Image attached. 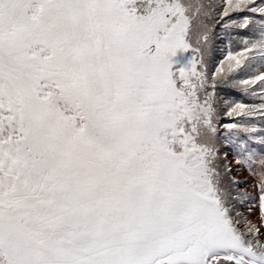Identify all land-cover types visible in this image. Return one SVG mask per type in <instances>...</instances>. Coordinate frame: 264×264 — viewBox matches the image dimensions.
<instances>
[{
  "label": "snow or ice",
  "instance_id": "6c2138e0",
  "mask_svg": "<svg viewBox=\"0 0 264 264\" xmlns=\"http://www.w3.org/2000/svg\"><path fill=\"white\" fill-rule=\"evenodd\" d=\"M258 125L264 0H0V264H264Z\"/></svg>",
  "mask_w": 264,
  "mask_h": 264
},
{
  "label": "trees",
  "instance_id": "16d2710c",
  "mask_svg": "<svg viewBox=\"0 0 264 264\" xmlns=\"http://www.w3.org/2000/svg\"><path fill=\"white\" fill-rule=\"evenodd\" d=\"M216 2H218V0H216ZM233 15L235 16L236 14H233ZM240 15H245V14H240ZM225 19H227V18H225ZM251 27L252 26L250 25L249 29H232V30H230V35H236L238 33H246L247 35L250 36L251 35V31H250ZM215 29H216L214 32L215 39L213 40L211 51H210L209 57H208L209 65H210V67H213V68L215 66H217L220 61L224 60V58L227 55V52L229 50L230 45L233 49H237L239 47H242V45H240L238 43V41H230V39L228 38V34L225 33V30L221 27L220 24H216ZM220 92L224 98L236 97V98L245 99V102H250L246 98L241 97L239 93H234L232 90L221 89ZM227 119H229V118L224 116L223 110H222L221 111V121L224 122ZM258 126H264V125H258ZM225 131L226 130L223 129V127L221 125V134L223 135V133ZM222 150L228 151V153H229L228 156H230V157L233 156L232 150L230 148H223L222 147ZM234 164H235V162H234ZM234 166H236V164ZM234 177H235V175H234ZM240 187H241V190H244L242 185Z\"/></svg>",
  "mask_w": 264,
  "mask_h": 264
},
{
  "label": "rangeland",
  "instance_id": "374dc122",
  "mask_svg": "<svg viewBox=\"0 0 264 264\" xmlns=\"http://www.w3.org/2000/svg\"><path fill=\"white\" fill-rule=\"evenodd\" d=\"M254 147L259 148L260 146L254 145ZM228 162L230 163L231 167H233V174L239 181H241V185L244 190L248 191L249 193H253L252 185L254 182V177L250 175L246 169H239V166H234L235 160L233 156H228Z\"/></svg>",
  "mask_w": 264,
  "mask_h": 264
}]
</instances>
